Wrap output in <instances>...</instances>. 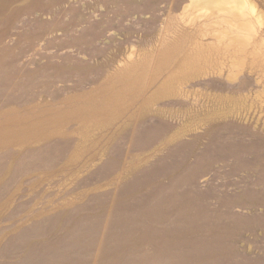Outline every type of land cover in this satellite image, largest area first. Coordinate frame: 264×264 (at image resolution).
I'll return each mask as SVG.
<instances>
[{"label": "rangeland", "instance_id": "obj_1", "mask_svg": "<svg viewBox=\"0 0 264 264\" xmlns=\"http://www.w3.org/2000/svg\"><path fill=\"white\" fill-rule=\"evenodd\" d=\"M184 1L0 0V122L31 102L48 108L90 92L132 45L146 47L160 28L165 33ZM209 87L227 90L223 83ZM198 99L199 111L223 105L207 94ZM135 103L84 139L78 121L70 120L62 136L24 150H0V264H18L28 254L27 243L57 241L83 218L97 220L95 242H81L66 264H118L122 253L139 248L149 261L159 259L160 249L168 252V264H264V116L256 119L261 108L242 109L241 118L230 114L168 142L190 120L184 112L190 101L161 99L158 108L147 110ZM81 141V156L74 160ZM79 170L83 176L75 180ZM54 217L50 236L28 240L15 258L1 257L23 231Z\"/></svg>", "mask_w": 264, "mask_h": 264}, {"label": "bare ground", "instance_id": "obj_2", "mask_svg": "<svg viewBox=\"0 0 264 264\" xmlns=\"http://www.w3.org/2000/svg\"><path fill=\"white\" fill-rule=\"evenodd\" d=\"M173 18L175 23L167 25L165 33L160 28L158 34L147 41L146 47L132 45L126 56L118 61L114 71L102 83L93 86L90 92L68 97L59 105L49 104L48 108H39L38 102H31L23 112L15 110V115L8 114L12 117L0 122V150L9 147L24 150L27 146L39 144L51 137L62 136L67 132L66 124L70 120L78 121L80 135L84 139L90 129L111 125L117 118L131 111L130 107L135 102L140 101L139 107L142 110L158 108V101L161 99L190 101V105L184 109L190 120L182 123L169 136L168 142L186 136L194 129L199 131L210 121L230 114L238 116L242 109L260 107V115L256 116L259 122L264 116V0H186ZM152 83L155 86L151 88ZM212 83H223L227 90H213L209 87ZM245 84L246 89L242 88ZM201 85H206V88ZM146 88L151 90L147 92V97L140 100ZM235 89L238 92H232ZM203 94L219 99L223 105L196 110L194 105L199 100L198 96ZM83 147L81 141L71 155L72 159L81 156ZM3 156L0 154V157ZM82 176L83 172L79 170L74 179L78 180ZM106 187L107 185H103L90 189L103 190ZM54 224L57 225L55 217L23 231L8 244L1 257L12 259L19 256L21 247L28 240L50 236ZM96 224L95 218H83L72 231L57 241L40 247L27 243L25 251L28 249V254L18 264H66L71 258V251L78 248L81 242L84 247L95 242L93 234L96 233ZM178 228L177 225L173 228L172 237L176 240L172 246L173 256L178 255L179 241L175 237ZM125 230L126 227L122 229L123 232ZM84 234L92 236L83 239ZM103 242L101 238L97 243L95 252L93 251L95 258L99 257ZM144 250L130 249L122 253L118 264H168L165 256L168 252L160 249L159 259L149 261L144 258ZM119 251L120 248L117 252ZM131 252L132 255L129 254ZM84 255L82 263L86 261ZM97 263L95 261L93 264Z\"/></svg>", "mask_w": 264, "mask_h": 264}]
</instances>
